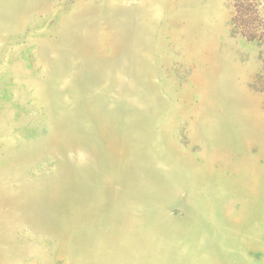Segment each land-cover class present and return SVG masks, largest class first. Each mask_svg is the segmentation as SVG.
Returning <instances> with one entry per match:
<instances>
[{"label":"rangeland","instance_id":"374dc122","mask_svg":"<svg viewBox=\"0 0 264 264\" xmlns=\"http://www.w3.org/2000/svg\"><path fill=\"white\" fill-rule=\"evenodd\" d=\"M234 3L0 0V264H264V40Z\"/></svg>","mask_w":264,"mask_h":264},{"label":"trees","instance_id":"16d2710c","mask_svg":"<svg viewBox=\"0 0 264 264\" xmlns=\"http://www.w3.org/2000/svg\"><path fill=\"white\" fill-rule=\"evenodd\" d=\"M255 7L256 4L253 3V0H235L234 14L230 24L232 31L236 34L251 40H264V31L261 30V24L257 22Z\"/></svg>","mask_w":264,"mask_h":264}]
</instances>
